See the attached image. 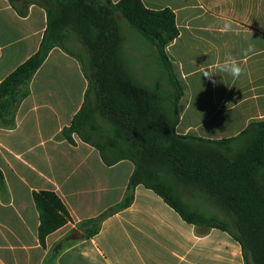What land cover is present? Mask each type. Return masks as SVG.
<instances>
[{
	"label": "crops",
	"instance_id": "obj_1",
	"mask_svg": "<svg viewBox=\"0 0 264 264\" xmlns=\"http://www.w3.org/2000/svg\"><path fill=\"white\" fill-rule=\"evenodd\" d=\"M143 2L176 14L179 35L166 51L185 85L178 133L223 139L264 119V0ZM26 5L22 16L10 0H0V82L40 47L47 13L38 0ZM65 61L74 80L46 77ZM87 86L80 62L55 47L29 82L14 126L0 123V264H245L240 242L228 231L189 223L144 185L131 205L104 217L99 231L88 235L84 221L122 201L134 163L109 164L78 134L73 141L63 135ZM105 154L112 161L116 153L109 148ZM179 186L192 209L226 217L202 189ZM41 190L54 191L71 217L44 244L34 201Z\"/></svg>",
	"mask_w": 264,
	"mask_h": 264
},
{
	"label": "trees",
	"instance_id": "obj_2",
	"mask_svg": "<svg viewBox=\"0 0 264 264\" xmlns=\"http://www.w3.org/2000/svg\"><path fill=\"white\" fill-rule=\"evenodd\" d=\"M10 1L20 15L27 14L28 0ZM18 1L24 5H17ZM38 2L46 10L47 26L39 49L0 82V123L14 126L18 107L29 95V82L53 48H61L80 62L88 86L81 109L63 135L73 141L72 135L78 134L96 146L109 164L120 159L134 163L122 201L84 221L88 235L99 231L104 217L131 205L137 186L144 185L189 223L228 231L240 242L245 264H264V119L253 120L238 135L223 139L177 132L185 85L166 51L179 35L174 10L152 9L143 0ZM118 14L150 44L168 82L167 95L137 78L124 51ZM74 35L83 49L69 46ZM109 148L116 153L112 161L105 154ZM178 185L202 189L226 218L192 209ZM4 188L0 169V190ZM34 201L44 244L71 217L54 191H35Z\"/></svg>",
	"mask_w": 264,
	"mask_h": 264
},
{
	"label": "rangeland",
	"instance_id": "obj_3",
	"mask_svg": "<svg viewBox=\"0 0 264 264\" xmlns=\"http://www.w3.org/2000/svg\"><path fill=\"white\" fill-rule=\"evenodd\" d=\"M118 18L124 35V51L131 61V66L135 70L137 78L151 88L157 89L167 95L169 93L168 82L162 76V66L158 63L150 44L123 16L118 14ZM69 46L76 50L83 49L82 41L75 35L72 37ZM71 70L72 65L69 61L59 62L57 63V69L56 71L54 70L53 75L48 74L46 77H55L58 80L63 78L74 80L75 76L74 74L72 76L73 72ZM179 187L181 190H184L187 186L181 185ZM207 212L211 213V211ZM219 216L221 218H226L221 212H219Z\"/></svg>",
	"mask_w": 264,
	"mask_h": 264
}]
</instances>
